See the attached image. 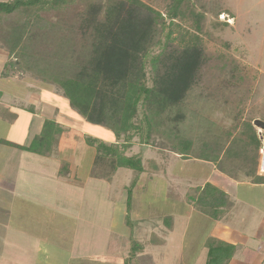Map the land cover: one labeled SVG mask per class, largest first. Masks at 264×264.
Here are the masks:
<instances>
[{
  "label": "rangeland",
  "instance_id": "374dc122",
  "mask_svg": "<svg viewBox=\"0 0 264 264\" xmlns=\"http://www.w3.org/2000/svg\"><path fill=\"white\" fill-rule=\"evenodd\" d=\"M51 1L38 6L41 8L36 19L35 5L21 6L16 14L0 18V46L10 50L20 45L18 26L25 29L27 24L24 26V23L29 18L35 19L32 26L27 27L21 58H24V67L34 70L29 71L34 84L56 96L50 117L61 127L60 133H54L53 147L59 169L71 162L75 169L72 182L88 183L84 187L87 194L84 205L80 200L76 204L87 221H82L78 236L81 244L74 249L76 253H72V263L68 264H125L132 237L144 244L133 264H162L160 248L150 245V233L152 231L158 239L166 236L165 218L187 212L186 203L180 200L187 199L185 180L180 175L189 164L183 162L186 157L175 151L179 142L177 134L193 141L194 152H202L208 148L219 149L229 132L233 134L238 127L243 128L244 122L251 123L256 117L264 121V0H186L183 12L173 21L167 16L171 0H143L168 17L172 32V40L166 44L165 29L158 26L153 46L155 53L162 51L167 57L170 51L182 50L201 39L205 61L183 103L158 116L159 125L153 130L150 142L145 144L142 137L134 134L133 144L128 148L123 144L125 139L117 140L107 126L87 121L72 107L55 82L61 75L74 76L92 56V37L90 30L85 32L83 28V17L88 15L90 5H101L104 16L105 7L112 0ZM8 112L10 115L6 111L2 115L9 124L19 118L11 115V110ZM233 129L236 130L232 132ZM260 129L264 135V128ZM89 136L108 144L119 143L126 155L142 154L145 171L133 192L130 224L127 222V188L135 172L120 168L110 175L109 160L103 165L96 164L98 151L88 144ZM91 175L103 178L104 182L101 179V185L95 188ZM80 183L75 184L81 186ZM179 185L181 189L177 195ZM75 196L67 200L58 198L57 202L73 208ZM69 198L73 200L69 202ZM192 216L185 239L187 256H191L194 247L195 252L201 249L208 233V221L201 222L193 212ZM111 230L120 233L114 234L115 253L108 257L101 255L100 241L90 242L92 236L87 233L105 231L110 234ZM66 259L60 258L63 264Z\"/></svg>",
  "mask_w": 264,
  "mask_h": 264
},
{
  "label": "crops",
  "instance_id": "0c3cea01",
  "mask_svg": "<svg viewBox=\"0 0 264 264\" xmlns=\"http://www.w3.org/2000/svg\"><path fill=\"white\" fill-rule=\"evenodd\" d=\"M21 57L0 46V264H59L60 258H67L68 264L81 244L82 221H87L76 204L80 200L84 205L88 183L75 182L78 186L72 182L75 169L71 162L59 169L54 148L46 155L26 150L45 121L54 120L50 113L56 96L34 84L29 75L34 70L24 67ZM8 110L19 117L10 124L2 115L5 111L10 115ZM259 120L256 117L251 123L244 122L243 128L233 129L219 149L194 152L193 145L192 152L179 153L189 164L186 168L183 163L185 172L180 175L187 189V199L180 200L186 203L187 212L165 218L170 219L164 220L166 236L158 239L150 233V245L160 248L162 264H209V240L223 243L224 249L234 247L227 264H264V175L258 171L264 143L259 129L264 126ZM91 179L95 188L104 182L101 177ZM74 195L73 208L57 202ZM192 212L201 222L208 221V233L201 249L195 252L194 247V255L187 256L185 239ZM115 233L118 236L120 231L87 235L92 236V243L100 241L101 255L111 257Z\"/></svg>",
  "mask_w": 264,
  "mask_h": 264
},
{
  "label": "trees",
  "instance_id": "16d2710c",
  "mask_svg": "<svg viewBox=\"0 0 264 264\" xmlns=\"http://www.w3.org/2000/svg\"><path fill=\"white\" fill-rule=\"evenodd\" d=\"M65 1L52 0L51 3ZM185 1L171 0L167 15L170 20L173 21L181 15ZM45 3H48V0L0 2V18L16 14L21 6L35 5L36 19L41 8L38 6ZM89 9L88 15L83 17V28L85 32L90 30L91 33L92 56L83 62L74 76L61 75L56 77L55 82L63 90L72 107L87 121L107 126L114 132L117 140L124 138L125 148L133 144L131 139L134 134L142 137L143 143L148 144L153 130L159 125L158 116L170 108L180 106L188 90L193 86L205 61L203 42L197 39L182 50L170 51L165 57L164 52L155 53L153 50L158 26L165 29L164 42L167 44L172 40L168 17L159 10L143 0H112L105 7L104 16L101 15L103 9L101 5H90ZM35 19L29 18L24 26L26 24L27 27L32 26L31 22ZM21 26H18L20 45L10 49L11 55L20 56L25 50L23 44L27 27L24 29ZM140 115L142 116L139 120ZM258 122L264 126V121ZM60 132L61 127L58 123L47 119L41 134L25 148L46 155L53 149L54 133ZM177 137L179 142L175 151L182 154L192 152L193 141L179 134ZM87 142L97 148L96 164L103 165L109 160L110 175L120 168H129L135 172L127 188V222L130 224L133 192L145 171L142 154L126 155L124 150L119 148V143L108 144L91 136L87 137ZM169 220L167 218L165 221ZM207 246L210 248L209 264H227V258L234 250L232 246L224 249L223 243H216L213 240H209ZM143 249L144 244L132 237L130 255L126 258L125 264H133L137 253Z\"/></svg>",
  "mask_w": 264,
  "mask_h": 264
},
{
  "label": "built area",
  "instance_id": "2783aa9c",
  "mask_svg": "<svg viewBox=\"0 0 264 264\" xmlns=\"http://www.w3.org/2000/svg\"><path fill=\"white\" fill-rule=\"evenodd\" d=\"M259 134L262 142H264V135H262V131H259ZM258 171L261 175H264V145L260 148V161Z\"/></svg>",
  "mask_w": 264,
  "mask_h": 264
}]
</instances>
